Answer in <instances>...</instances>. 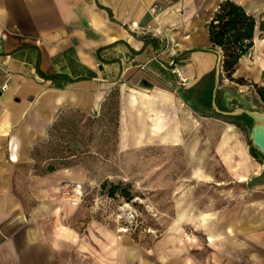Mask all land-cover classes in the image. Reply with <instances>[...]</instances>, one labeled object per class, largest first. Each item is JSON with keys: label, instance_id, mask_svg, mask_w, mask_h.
Listing matches in <instances>:
<instances>
[{"label": "crops", "instance_id": "0c3cea01", "mask_svg": "<svg viewBox=\"0 0 264 264\" xmlns=\"http://www.w3.org/2000/svg\"><path fill=\"white\" fill-rule=\"evenodd\" d=\"M221 1L0 0V264H264V162L203 102L217 59L208 23ZM233 1L256 25L233 73L241 81L225 78L220 96L264 86V0ZM131 20L165 27L178 46L158 59L159 38L132 33ZM170 58L181 78L161 65ZM113 90L130 148L183 134L187 119L199 128L197 110L212 109L206 134L223 170L214 181L250 189L214 209L210 241L140 256L105 224L72 220L79 203L61 185L83 181V166L36 169L34 151L60 115L94 113Z\"/></svg>", "mask_w": 264, "mask_h": 264}, {"label": "rangeland", "instance_id": "374dc122", "mask_svg": "<svg viewBox=\"0 0 264 264\" xmlns=\"http://www.w3.org/2000/svg\"><path fill=\"white\" fill-rule=\"evenodd\" d=\"M161 27L172 40L170 46H178ZM253 90L255 86L237 93L241 103L264 111V103ZM211 110H197V120H202L201 126L197 123L199 128L193 119H187L183 134H172L165 140L160 135L153 144L143 142L130 148V138L126 141L122 137L120 96L113 90L94 113L60 115L50 126L45 143L34 151L36 169L83 166L86 178L78 182L81 195L74 193L79 204L72 220L76 225L91 221L105 224L124 240L136 243L140 256L162 258L192 241L205 244L214 234V209L227 200H242V194L250 189L238 182L224 188L214 181L223 170L214 156V139L211 143L206 134L214 116ZM217 116L235 125L251 150L253 143L245 123ZM46 160H52V165L44 163Z\"/></svg>", "mask_w": 264, "mask_h": 264}, {"label": "trees", "instance_id": "16d2710c", "mask_svg": "<svg viewBox=\"0 0 264 264\" xmlns=\"http://www.w3.org/2000/svg\"><path fill=\"white\" fill-rule=\"evenodd\" d=\"M256 25L255 17L246 12L242 5L233 0H223L214 11L209 23V40L211 49H218L222 53L221 75L229 80L240 82L235 79L233 73L241 57L246 55L253 45L254 28ZM212 76L211 88L204 103L210 106L211 91L213 88ZM255 91L262 103H264V86L255 85ZM217 98H220L219 89ZM251 153L258 156L254 147ZM49 169H53L49 167Z\"/></svg>", "mask_w": 264, "mask_h": 264}, {"label": "water", "instance_id": "95a60500", "mask_svg": "<svg viewBox=\"0 0 264 264\" xmlns=\"http://www.w3.org/2000/svg\"><path fill=\"white\" fill-rule=\"evenodd\" d=\"M209 49L217 55L210 107H212L218 114L239 118L245 123L250 133L253 147L255 148L257 155L264 162V111H261L252 105L242 104L240 95L237 93L226 91L219 99L217 98L221 81L222 53L218 49Z\"/></svg>", "mask_w": 264, "mask_h": 264}, {"label": "built area", "instance_id": "2783aa9c", "mask_svg": "<svg viewBox=\"0 0 264 264\" xmlns=\"http://www.w3.org/2000/svg\"><path fill=\"white\" fill-rule=\"evenodd\" d=\"M129 30L132 33H140V34H151L152 36L158 37L160 40V49L157 52V58L162 55L163 52L171 50L174 46H170L171 38L167 36L165 31L161 26H154L151 24H140L137 20H131L126 24ZM172 41V40H171ZM177 45V43H176ZM161 65L164 67H169L173 72H175L181 78V71L176 64V60L174 58H170L167 62H161ZM3 87V86H2ZM81 184L73 181H65L61 185L62 195L68 199L75 200L74 193L77 196L81 195Z\"/></svg>", "mask_w": 264, "mask_h": 264}]
</instances>
